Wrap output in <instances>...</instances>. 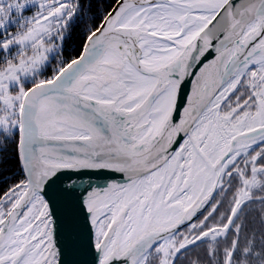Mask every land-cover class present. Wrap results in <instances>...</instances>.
Instances as JSON below:
<instances>
[{"label": "snow or ice", "instance_id": "obj_1", "mask_svg": "<svg viewBox=\"0 0 264 264\" xmlns=\"http://www.w3.org/2000/svg\"><path fill=\"white\" fill-rule=\"evenodd\" d=\"M0 264H264V0H0Z\"/></svg>", "mask_w": 264, "mask_h": 264}, {"label": "trees", "instance_id": "obj_2", "mask_svg": "<svg viewBox=\"0 0 264 264\" xmlns=\"http://www.w3.org/2000/svg\"><path fill=\"white\" fill-rule=\"evenodd\" d=\"M83 44V34L81 29L77 28L73 31L71 38L66 43L65 55H76Z\"/></svg>", "mask_w": 264, "mask_h": 264}]
</instances>
